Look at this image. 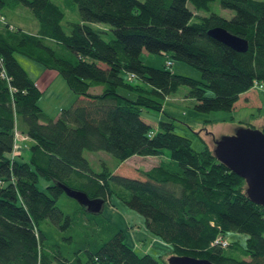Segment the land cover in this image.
Listing matches in <instances>:
<instances>
[{"label":"trees","instance_id":"obj_1","mask_svg":"<svg viewBox=\"0 0 264 264\" xmlns=\"http://www.w3.org/2000/svg\"><path fill=\"white\" fill-rule=\"evenodd\" d=\"M214 1L0 0V264H167L137 251L103 212L114 193L145 216L173 254L264 264V206L246 193L245 177L209 144L196 150L173 121L153 127L141 114L144 107L163 108L165 97L185 84L199 111L232 109L241 92L264 84V0H218L235 10L230 17L213 10ZM21 4L37 19L35 33L9 18ZM74 9L78 17L69 18ZM203 9L211 13H198ZM96 21L114 35L106 39ZM215 25L244 37L248 48L210 35ZM143 49L186 60L202 78L151 66ZM16 53L56 68L77 98L51 116ZM120 86L136 95L120 93ZM15 126L32 138L28 155L12 156ZM101 148L119 161L169 152L130 176L105 162L95 170L84 150ZM63 183L104 205L90 209ZM229 230L247 233L245 244L225 237Z\"/></svg>","mask_w":264,"mask_h":264},{"label":"rangeland","instance_id":"obj_2","mask_svg":"<svg viewBox=\"0 0 264 264\" xmlns=\"http://www.w3.org/2000/svg\"><path fill=\"white\" fill-rule=\"evenodd\" d=\"M213 3V10L215 9L224 16L230 17L235 14L234 9L226 6L223 7L218 0H215ZM190 6L192 7V4H190ZM198 13L210 14L211 10L203 9L199 10ZM68 17L77 18V11L75 9L71 10V12L68 13ZM9 18L13 23L21 26L27 33H35L38 28V22L33 11L23 4L19 5L15 10L9 9ZM92 25L103 29V34L106 39L114 35L108 23L96 21L92 22ZM16 55L20 66L27 71L28 75L33 80L41 75L43 70L48 71L47 73H51V76H54L50 80L49 77L51 76L46 74L48 76H45L42 82L43 84H40L43 91L38 102L45 111L55 116L57 115V113H55V107H58L57 111H59L63 106L66 107L73 102V95L75 94L59 71L50 69L38 60L32 59L27 55L21 53H16ZM141 58L145 63L151 66L163 67L166 65L172 70H176L180 73H186L194 78H202V72L199 68L196 66L194 67L186 60L171 57L170 54L150 52L147 49H143ZM166 58L172 59L173 64H166ZM188 88L189 86L186 84L177 87L174 92L165 97L164 105L161 109L144 107L141 112L142 116L153 124V127L158 126L157 123L160 119L173 121V123H175V131L177 130L186 136L188 135L190 137V144L198 151L206 144H209L213 149L215 146V139L220 138L221 135L233 133L241 125H253L263 129L264 86L260 87L258 85H253L250 87L252 89L248 91V94H251V102L245 103L244 105L240 104V106L229 110L219 109L208 111L194 109V101L188 96ZM119 92L125 93L131 97L136 95L134 91H130L125 86H120ZM243 98L246 99L244 96ZM16 127L17 130L20 131V136L22 138L16 140L17 144L15 148H13L12 155L20 150L28 155V138L24 137V134L18 126ZM168 152L169 150L166 148L163 152L157 153L156 155L148 154L144 156L134 153V155L127 157L124 161H119L115 155H112L109 151L102 148L84 150L85 156L90 160V164L95 170H101L105 162L111 170L130 176L140 175L142 169H146L156 164L161 159L167 158ZM45 182V179L41 178L39 185L45 188ZM245 187H247L246 181ZM105 202L103 212L122 227L126 236V242L131 244L139 252L149 250L159 259L169 260L171 254H173L170 252L171 244L167 243L160 236L147 228L145 216L140 211H136L130 207L115 193ZM246 235L247 233L238 230H229L225 234V237L229 239L237 238L245 244ZM167 264L172 263L167 262Z\"/></svg>","mask_w":264,"mask_h":264},{"label":"water","instance_id":"obj_3","mask_svg":"<svg viewBox=\"0 0 264 264\" xmlns=\"http://www.w3.org/2000/svg\"><path fill=\"white\" fill-rule=\"evenodd\" d=\"M208 33L235 49L246 50L248 41L221 25L209 28ZM213 153L228 164L237 174L245 177L246 193L253 201L264 206V129L241 125L233 133L215 139ZM65 191L76 197L90 209L99 210L104 205L103 198H90L83 190L63 183ZM168 262L172 264H216L207 257L186 254H171Z\"/></svg>","mask_w":264,"mask_h":264},{"label":"crops","instance_id":"obj_4","mask_svg":"<svg viewBox=\"0 0 264 264\" xmlns=\"http://www.w3.org/2000/svg\"><path fill=\"white\" fill-rule=\"evenodd\" d=\"M49 68V67H48ZM50 69H53V68H50ZM56 69V68H55ZM54 69V70H55ZM57 70V69H56ZM26 71V70H25ZM58 71V70H57ZM27 72V71H26ZM48 71H46V70H43L42 71V73H41V75H39L38 77H36V79H34V81H35V83H36V85L37 86H39L40 88H41V90L43 91V88H42V86L40 85V84H43L42 82L44 81V79H45V76H51V73H47ZM53 72V71H52ZM55 73H57V72H55ZM55 73H53V74H55ZM28 74V73H27ZM46 74H48V75H46ZM29 76V75H28ZM54 76L52 75L51 77H49V79L51 80L52 78H53ZM256 83V82H255ZM255 85V84H254ZM252 88H250L249 90H247V91H244V92H241V94L239 95V98H238V100L236 101V103H235V105L233 106V108H236V107H238V106H240V104L241 105H244L245 103H248V102H251V94H248V91H250ZM74 97V99H73V101L77 98V95H73ZM243 96L247 99H244L243 98ZM41 106V105H40ZM42 107V106H41ZM57 108L58 107H55V113H57L58 114V112L59 111H57ZM232 108V109H233ZM44 109V108H43ZM61 109V108H60ZM51 115V114H50ZM51 116H53V115H51ZM57 115H55V117H56ZM22 131V130H21ZM23 132V131H22ZM23 133H26V132H23ZM32 140V138L29 136L28 137V140H27V143H29L30 141ZM32 142V141H31ZM146 251H148L149 252V250H146Z\"/></svg>","mask_w":264,"mask_h":264},{"label":"built area","instance_id":"obj_5","mask_svg":"<svg viewBox=\"0 0 264 264\" xmlns=\"http://www.w3.org/2000/svg\"><path fill=\"white\" fill-rule=\"evenodd\" d=\"M2 17H3V16H2ZM255 85H258V86H260V87H261V86H264V84H263L262 82H261V83L256 82ZM14 131H15V134H14V145H15V144H17V141H16V140H17L18 138L21 139L22 137L20 136L21 133H20L19 130H17V127H16V126H15V128H14ZM21 132H22V131H21ZM22 133H23V132H22ZM23 134H24V137H27V138L29 137V135H28L27 133H23ZM14 145H13V146H14ZM227 243H228V240H227L226 238H224V239H223V245H225V244H227Z\"/></svg>","mask_w":264,"mask_h":264},{"label":"bare ground","instance_id":"obj_6","mask_svg":"<svg viewBox=\"0 0 264 264\" xmlns=\"http://www.w3.org/2000/svg\"><path fill=\"white\" fill-rule=\"evenodd\" d=\"M2 18H4V17H2ZM3 65H4V62H3V60H2V58L0 57V67L2 68L3 67ZM3 72V71H2ZM4 73V77H7V73H5V72H3ZM15 146H16V144L13 146V148H15ZM13 153V152H12ZM17 153V152H16ZM15 153V154H16ZM14 154V155H15ZM14 155H12V156H14Z\"/></svg>","mask_w":264,"mask_h":264}]
</instances>
